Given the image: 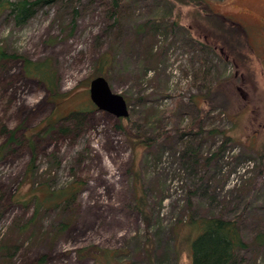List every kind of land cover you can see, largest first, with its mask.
I'll list each match as a JSON object with an SVG mask.
<instances>
[{"label":"rangeland","instance_id":"1","mask_svg":"<svg viewBox=\"0 0 264 264\" xmlns=\"http://www.w3.org/2000/svg\"><path fill=\"white\" fill-rule=\"evenodd\" d=\"M65 1L71 7L46 6L20 29L0 15V49L50 61L58 83L49 94L25 76L21 62L0 61V147L15 132L0 158V249L13 247L10 258L0 250V264H95L78 258L82 248L116 253L101 264H189L182 241L189 219H234L251 247L264 230L257 158L264 150V0H205L246 34L244 70L186 45L194 14L186 5L116 0L117 16L112 0ZM174 21L172 31L160 26ZM105 55L106 80L125 98L128 128L149 145L129 140L120 121L90 101V81ZM214 89L228 104L202 116V96ZM74 111L84 114L76 120ZM197 118L198 132L190 127ZM47 119L56 123L50 132ZM75 184L73 201L34 217L32 188ZM137 194L147 226L135 210ZM241 257L264 264V250Z\"/></svg>","mask_w":264,"mask_h":264},{"label":"trees","instance_id":"2","mask_svg":"<svg viewBox=\"0 0 264 264\" xmlns=\"http://www.w3.org/2000/svg\"><path fill=\"white\" fill-rule=\"evenodd\" d=\"M114 1V11L118 16L120 15V4L116 0ZM65 2V3H64ZM79 2V0H78ZM171 2H177L183 6L191 7L193 11V16L191 18L190 29L184 30V35L188 34L187 44H190V48L195 52L201 54L204 52L206 55L212 54L218 58L224 60H230L236 64H239L240 68L244 70V64H246L247 57L246 54L251 51L250 45H248L246 34L242 29L235 23L228 21L221 15H217L211 11L207 2L205 0H171ZM70 1L65 0H0V15L6 14L8 20L14 25L15 28H22L27 24L31 19L35 17V14L42 8L46 6H62V8L71 7ZM66 6V7H65ZM72 25L75 24L77 19V11L74 9L72 11ZM151 24V23H149ZM147 24V25H149ZM161 28L165 31H172L174 27L177 26V22H171L168 26L165 25V22L161 23ZM158 28L159 26H154L151 24L149 29ZM141 31L138 35L141 37ZM192 34L189 36V34ZM151 38L152 35H148ZM186 40V39H185ZM201 40L203 43H200ZM146 57L151 55L150 47L147 49ZM217 52V54H216ZM10 60L18 61L23 65V73L25 76L35 79L45 85L47 91L51 93L54 92V88L57 83L56 72L53 71L50 61H31L26 55H21L20 53H8L3 48L0 49V61ZM111 58H108L105 55L104 58H101L98 61V66L95 72V77L102 76L107 79V68L110 65ZM226 97L222 92L217 89L207 92L202 96L201 103L203 104L200 115L203 116V113L220 110L223 111L227 106ZM90 105V104H89ZM92 106L86 110H91ZM84 114L83 111H74L70 114V117L79 119ZM199 115V116H200ZM120 124L118 125L122 129L125 137L129 140L140 141L141 144L149 145L150 141L139 136V134L132 133L128 128V121L126 118L118 119ZM198 118L195 120V124H192L190 127H195L196 131H199L197 124ZM56 123L47 119L43 123V128L50 132ZM63 132V130H62ZM216 133L215 130L209 131L208 134L212 135ZM10 137L4 145L0 147V158L7 151L10 144L14 140L15 132H10ZM169 132L166 133V136ZM221 135L223 133H220ZM225 140L228 137H223ZM139 143V144H140ZM225 143V142H224ZM218 152L223 149V146H220ZM217 152V153H218ZM258 159L261 160V168L259 175H263L264 169V150L260 151ZM205 162L203 163V166ZM202 166V168H203ZM259 182L255 183V186ZM79 187L75 184L72 187H68L62 190H51L48 187L39 186L37 188H32L30 193V202L34 204V217L38 216L41 212L51 209H57L65 206L70 201H73L77 195ZM192 192H189L191 194ZM135 199V210L140 213L142 221L145 226L148 225V217L144 210L145 201L144 198L138 194ZM188 228V235L182 240L184 243L188 244V256L190 257L189 264H244V258H237V253L240 251H245L246 253L254 248V250H264V230L262 233L257 234L253 238V243L251 247L245 244L239 238L238 228L234 219L223 220L222 218H205L200 219L194 224L191 220H187L185 223ZM62 230H66L67 225H60ZM183 243V244H184ZM16 249V248H15ZM1 256H6L11 253L13 247L3 244L1 247ZM15 251V250H14ZM79 259L93 260L95 264L103 263V259L106 262L114 257L116 253L101 252L97 248L91 249H79L77 251ZM9 256L8 258H10ZM10 262V261H9Z\"/></svg>","mask_w":264,"mask_h":264},{"label":"water","instance_id":"3","mask_svg":"<svg viewBox=\"0 0 264 264\" xmlns=\"http://www.w3.org/2000/svg\"><path fill=\"white\" fill-rule=\"evenodd\" d=\"M90 101L99 111L109 113L117 119L126 118L128 108L125 98L121 94L112 92L109 82L102 76H97L90 81Z\"/></svg>","mask_w":264,"mask_h":264}]
</instances>
